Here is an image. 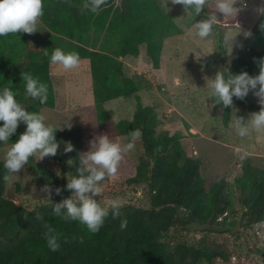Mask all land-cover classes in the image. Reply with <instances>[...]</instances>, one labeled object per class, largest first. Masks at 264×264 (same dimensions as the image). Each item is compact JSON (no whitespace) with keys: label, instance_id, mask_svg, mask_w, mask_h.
I'll list each match as a JSON object with an SVG mask.
<instances>
[{"label":"trees","instance_id":"obj_1","mask_svg":"<svg viewBox=\"0 0 264 264\" xmlns=\"http://www.w3.org/2000/svg\"><path fill=\"white\" fill-rule=\"evenodd\" d=\"M82 3L83 0H43L39 23L50 36L41 46L32 44L27 33L0 36V91L10 88L27 111L40 113V107L55 105L50 76L52 51L55 48L75 51L80 59H87L97 135L129 138L130 131H142L143 155L127 182L135 189L142 188L144 206L123 203L121 216L113 219L110 213L100 230L93 234L78 221H66L54 215L52 204L28 208L4 197L5 176L9 173L0 160V264H216V259L228 261L231 253L224 244L175 239L170 236V230L219 231L224 220L234 212L235 200L246 218L242 229L263 222L264 169L252 164L249 158L243 160L241 173L232 185L237 199L224 179L206 188L200 174L201 161L185 152L180 141L182 135L160 130L154 107L141 103L137 93L149 86L148 80L143 73L127 76L123 59L138 56L139 46L144 45L151 66L157 69L164 39L182 33L161 0H108L99 14L81 12ZM248 33L246 40L255 45L245 54L234 56L227 68L233 74L246 71L255 76L259 72L256 61L264 57V30L252 28ZM45 51L48 56L44 55ZM23 72L31 73L48 86L45 104L26 95ZM131 96L137 101L132 117L114 121L105 104ZM233 106L260 110V105L247 97L244 100L233 97ZM231 109L223 107L224 123L229 120ZM25 128L21 122L8 142L12 144ZM55 136L61 141L56 156L42 161L30 157L25 165L33 179L53 188L61 187L64 179L68 182L77 175L83 147V132L78 125L70 129L62 126ZM63 142H70L74 150L65 154ZM37 214L41 220L35 218ZM125 218L127 227L121 230L120 221ZM45 225L58 234V251L49 249Z\"/></svg>","mask_w":264,"mask_h":264},{"label":"rangeland","instance_id":"obj_2","mask_svg":"<svg viewBox=\"0 0 264 264\" xmlns=\"http://www.w3.org/2000/svg\"><path fill=\"white\" fill-rule=\"evenodd\" d=\"M161 3L172 14L182 33L164 39L159 68L151 66L144 45H140L138 56H126L123 59L124 72L127 76L143 73L147 78L149 86L137 93L141 103L154 107L160 130L169 134L179 132L182 135L180 141L185 152L201 161L200 174L204 186L207 188L211 183L224 179L231 185L233 198L237 199V191L232 185L241 173L243 160L235 149L246 151L251 163L264 169V131L241 138L231 127V121L235 116L247 119L250 113L259 110L236 107L237 111L231 109L230 118L224 123L223 107L217 106L214 98L208 97L210 89L207 85L218 70L228 68L234 56L245 54L249 47L255 45L246 40V33L252 28H260L261 23H264V13L258 11L264 8V0H237L235 6L239 11L236 15L220 17L223 19L222 27L215 26L219 33L214 32L205 40L194 37L191 26L195 20L206 18L205 14L210 9L205 8L199 16L193 17L190 9L184 10L181 5H172L171 0H167V3L161 0ZM37 30L34 34H27V37L32 44L41 46L49 39L50 33L40 23ZM229 32L235 35L231 51L230 47L222 43ZM50 76L55 91V105L53 108L40 107V114L45 116L46 124L56 127L67 122L71 126H80L83 132L82 154L97 136L88 60L80 59L78 68L67 71L62 66L51 64ZM246 97L259 104L252 91ZM136 103L135 97L131 96L111 100L105 107L110 117L118 121L130 119ZM109 139L121 144L129 141L126 136ZM10 145L9 142H2L0 160L4 161ZM142 155L139 139L135 141V148L124 155L117 179L107 178V181L102 182L104 191L101 197H97L101 204H105L109 197L122 196L124 203L144 206L142 188L135 189L134 185L127 182L134 175L138 158ZM66 184L67 180L64 179L61 194L53 192L50 202L40 191L43 186L33 179L25 166L18 174L9 173L3 195L17 204L34 208L70 197L72 193L65 187ZM234 207V212L224 220L219 231L176 228L170 230V236L188 242L215 241L224 244L231 256L226 262L216 259V264H264V221L242 229L241 225L246 220L244 211L236 200Z\"/></svg>","mask_w":264,"mask_h":264},{"label":"clouds","instance_id":"obj_3","mask_svg":"<svg viewBox=\"0 0 264 264\" xmlns=\"http://www.w3.org/2000/svg\"><path fill=\"white\" fill-rule=\"evenodd\" d=\"M107 3L108 0H83L80 11L99 14ZM171 4L181 5L184 10L190 9L193 17L199 16L205 8L210 9L205 14L206 18L195 20L191 26L192 35L201 40L209 38L214 32L219 33L215 26L222 27L223 19L220 17H234L239 11L235 6L237 0H171ZM43 7V0H0V36L20 32L31 35L37 32V25L43 16ZM258 11L264 13V8ZM260 28L264 30V23H261ZM234 36L229 32L222 41L224 46L230 47V51ZM44 55L48 56V52L45 51ZM256 62L259 72L255 76L249 75L246 71L233 74L228 69H223L218 70L207 85L210 89L208 97L214 98L215 104L232 108L235 112L237 110L233 106V97L244 100L252 91L258 98L260 105L258 112L250 113L247 119L235 116L231 121V127L241 138L248 137L253 132L264 131V57ZM50 63L62 66L66 71L72 70L80 66V56L75 51L65 52L61 48H55L51 53ZM21 78L25 81L26 95L39 100L42 105L45 104L48 99V86L29 72L21 73ZM0 121L3 122L0 126V142L5 144L21 122L26 125L24 132L19 134L5 153L3 166L8 173H20L29 163L30 157H36V161H42L45 157L56 156L59 153L61 141L56 139L55 133L62 126L46 124L43 114L27 111L17 102L15 93L8 87L0 91ZM63 127L70 129L71 124L67 122ZM128 136L129 141L126 144L109 139L106 133L97 135L90 141L89 149L80 154L77 175L68 179L65 186L71 191V196L58 203H52L54 215L66 221H78L93 234L100 230L110 213L113 219L121 216L120 208L124 203L122 196L109 197L105 204L98 202L97 197L103 194L104 189L101 186L103 181L107 178L117 179L124 155L135 148V141L142 137V131L132 130ZM63 143L65 154L74 150L70 142ZM235 152L241 160L247 158L248 153L243 149L236 148ZM5 179H8L7 175ZM40 191L45 194L44 197L48 201L52 202L53 192L60 195L62 189L45 184ZM35 218L42 219L39 214ZM127 223L126 218L121 219V230L127 227ZM45 227L48 229L45 236L49 249L53 252L58 251L60 248L58 234L51 226L45 225Z\"/></svg>","mask_w":264,"mask_h":264}]
</instances>
